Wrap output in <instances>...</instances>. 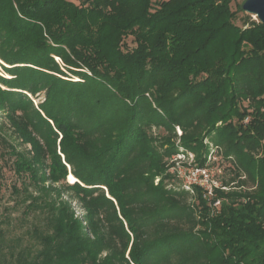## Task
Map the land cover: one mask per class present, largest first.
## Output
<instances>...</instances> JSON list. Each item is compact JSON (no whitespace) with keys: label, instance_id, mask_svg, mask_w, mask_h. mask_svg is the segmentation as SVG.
<instances>
[{"label":"trees","instance_id":"obj_1","mask_svg":"<svg viewBox=\"0 0 264 264\" xmlns=\"http://www.w3.org/2000/svg\"><path fill=\"white\" fill-rule=\"evenodd\" d=\"M232 1L0 0V179L25 228L0 264H264V23ZM204 141L241 180L218 208L170 172L209 168Z\"/></svg>","mask_w":264,"mask_h":264},{"label":"rangeland","instance_id":"obj_2","mask_svg":"<svg viewBox=\"0 0 264 264\" xmlns=\"http://www.w3.org/2000/svg\"><path fill=\"white\" fill-rule=\"evenodd\" d=\"M75 4H79L80 0H70ZM245 0H233L231 3V9L234 11L236 9H239L240 6L244 3ZM247 16H250L243 11H238L235 23L238 26H242L244 20L246 19ZM251 21H257L254 19V17L250 16L249 18ZM125 44V49L134 47V42L132 41V37L128 36L124 40ZM1 63L0 62V76L4 78H9V76L2 70L1 68ZM4 65V64H3ZM43 99V93H40L39 95H36L33 97V102L36 105L40 100ZM246 105V103H244ZM246 121V120H245ZM177 137H180L181 131L179 128H175ZM152 133L154 135H158L160 133H163V130L161 129H153ZM179 141L177 139L176 144L179 146ZM205 144L208 143V141H204ZM180 151H182L181 148H179ZM208 149L210 150L212 154V159L209 164V169L208 172L210 174L211 180L216 183V185L220 186L223 183H229L231 180H235L234 182L229 184V187L225 190H238L236 186H238V183L241 181L237 178H235V174L233 171V163L230 162L229 160H226L221 157L220 151L218 152L219 154L216 155V148L214 145L211 143H208ZM192 155V154H191ZM194 159V156H193ZM192 157L190 156V153L185 154V156L182 155H174L172 156V160L170 162H173L174 167L170 169V172H173L177 170V179L174 181V186L175 187H180L181 189H185V185H187L186 181V175H187V170L189 165H192ZM4 176L0 179V233L4 234L5 237L9 240L15 238V237H20L21 234L24 232V227L23 225L19 224V212L14 210L12 208L13 202L11 199V194H10V186L13 183V174L12 171L8 168V166L5 167ZM186 173V174H185ZM71 176V175H70ZM72 178V177H71ZM244 179V177H242ZM69 180V179H68ZM72 180V179H71ZM250 186V183H248ZM192 198H189V201H191ZM79 213V210H77ZM27 238L24 236L22 237V242L18 241V243L26 244ZM23 244V245H24Z\"/></svg>","mask_w":264,"mask_h":264},{"label":"built area","instance_id":"obj_3","mask_svg":"<svg viewBox=\"0 0 264 264\" xmlns=\"http://www.w3.org/2000/svg\"><path fill=\"white\" fill-rule=\"evenodd\" d=\"M190 156L193 160V155L190 154ZM189 167L187 175L185 176L187 181V185H185L186 190L192 192L191 188L194 185L201 187L203 189V198H207L208 201H210L211 207L218 208L220 203L219 200L211 203V199L213 197V188H218L219 186L211 180L208 172L209 168L195 167L192 165H189Z\"/></svg>","mask_w":264,"mask_h":264},{"label":"water","instance_id":"obj_4","mask_svg":"<svg viewBox=\"0 0 264 264\" xmlns=\"http://www.w3.org/2000/svg\"><path fill=\"white\" fill-rule=\"evenodd\" d=\"M241 9L244 13L250 16L255 15L258 22L264 23V0H245L241 5ZM69 176L70 174L68 177ZM68 177L67 181H70L68 180Z\"/></svg>","mask_w":264,"mask_h":264},{"label":"bare ground","instance_id":"obj_5","mask_svg":"<svg viewBox=\"0 0 264 264\" xmlns=\"http://www.w3.org/2000/svg\"><path fill=\"white\" fill-rule=\"evenodd\" d=\"M252 17H254V19L256 20V17H255V15H252ZM71 177L73 178V176L71 175ZM70 176L68 177V179L70 180V181H67V182H69V183H73L74 182V179H72ZM72 179V180H71Z\"/></svg>","mask_w":264,"mask_h":264}]
</instances>
